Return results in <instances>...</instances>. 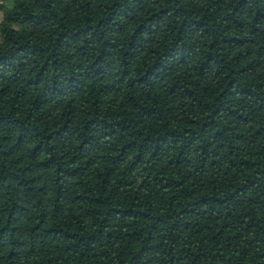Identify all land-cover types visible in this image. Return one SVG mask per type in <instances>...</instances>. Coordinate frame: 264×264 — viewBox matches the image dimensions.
<instances>
[{
    "label": "trees",
    "instance_id": "1",
    "mask_svg": "<svg viewBox=\"0 0 264 264\" xmlns=\"http://www.w3.org/2000/svg\"><path fill=\"white\" fill-rule=\"evenodd\" d=\"M0 16V264H264V0Z\"/></svg>",
    "mask_w": 264,
    "mask_h": 264
},
{
    "label": "rangeland",
    "instance_id": "2",
    "mask_svg": "<svg viewBox=\"0 0 264 264\" xmlns=\"http://www.w3.org/2000/svg\"><path fill=\"white\" fill-rule=\"evenodd\" d=\"M1 17V16H0Z\"/></svg>",
    "mask_w": 264,
    "mask_h": 264
}]
</instances>
